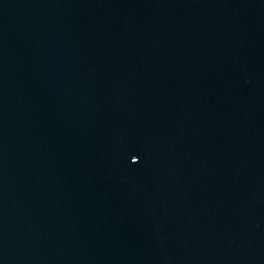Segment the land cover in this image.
Masks as SVG:
<instances>
[{
	"label": "water",
	"instance_id": "1",
	"mask_svg": "<svg viewBox=\"0 0 264 264\" xmlns=\"http://www.w3.org/2000/svg\"><path fill=\"white\" fill-rule=\"evenodd\" d=\"M0 264H264V0H0Z\"/></svg>",
	"mask_w": 264,
	"mask_h": 264
}]
</instances>
